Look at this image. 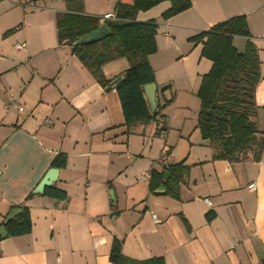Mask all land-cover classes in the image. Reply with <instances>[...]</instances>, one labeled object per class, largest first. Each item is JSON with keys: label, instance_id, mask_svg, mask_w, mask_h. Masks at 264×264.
<instances>
[{"label": "crops", "instance_id": "0c3cea01", "mask_svg": "<svg viewBox=\"0 0 264 264\" xmlns=\"http://www.w3.org/2000/svg\"><path fill=\"white\" fill-rule=\"evenodd\" d=\"M191 1L187 11L194 26L186 36L234 16L247 17L261 62L255 120L264 131V0ZM35 4L0 0V227L15 205L27 207L32 221L30 233L0 237V264H115L110 260L114 238L122 241L125 256L137 260L264 264V147L234 161L215 159L217 147L197 129L199 100L191 105L189 92L184 93H197V87L161 82L152 65L162 48L176 50L182 43L186 24L172 19L163 38L157 30L158 51L149 57L165 130L161 121H150L134 124L127 133L115 86L103 87L70 46L58 42L56 16L66 10L65 3ZM95 12L86 14H115ZM142 17L137 19L147 20ZM21 42L24 49L15 47ZM246 42L234 37L239 51ZM194 45L197 65H186L184 73L202 77L211 65L202 60V46ZM128 67L120 58L104 65L103 73L114 78ZM11 95L23 111L6 110ZM61 153L67 162L51 186L67 197H50L47 187L34 194ZM166 153L187 169L179 198L165 193L167 181L161 185L165 190L150 191V171L163 169Z\"/></svg>", "mask_w": 264, "mask_h": 264}, {"label": "trees", "instance_id": "16d2710c", "mask_svg": "<svg viewBox=\"0 0 264 264\" xmlns=\"http://www.w3.org/2000/svg\"><path fill=\"white\" fill-rule=\"evenodd\" d=\"M169 1L171 6L163 13L170 17L189 9L191 0H132L120 1L115 7L114 18L100 21L99 16L81 12V8L69 6L57 13L56 27L60 45H68L71 51L97 78L103 87L115 86L122 104L127 133L139 122H159L161 105L151 110L144 94V86L156 81L154 69L149 57L157 51L156 35L158 25L150 20L137 19L141 11ZM107 24L110 35L102 40L75 44V41ZM247 38L245 49L239 51L234 45V37ZM201 45V56L209 59L211 69L201 79L198 96L200 108L197 129L203 140L217 147L215 159L234 161L247 157L250 150L258 153L264 147V131H260L255 120L259 106L256 102V88L261 79L259 50L251 41V33L245 15L234 16L214 24L208 30L200 31L189 38ZM126 58L129 67L114 78H107L103 67L107 63ZM123 78V79H122ZM264 107V105H263ZM165 130L166 121H161ZM262 136L259 137V134ZM67 162L64 153L58 154L52 167L63 168ZM186 167L183 162L171 163L162 170L150 171V191L164 184L165 173L170 177L165 183L166 194L179 198L178 185L182 181ZM45 194L65 199L67 193L61 188L47 187ZM22 211L5 224L10 236L30 233L32 221L30 211L24 206H12L11 210ZM110 260L115 264H165L163 257L137 260L125 256L122 241L114 238Z\"/></svg>", "mask_w": 264, "mask_h": 264}, {"label": "rangeland", "instance_id": "374dc122", "mask_svg": "<svg viewBox=\"0 0 264 264\" xmlns=\"http://www.w3.org/2000/svg\"><path fill=\"white\" fill-rule=\"evenodd\" d=\"M30 1H31V3H36L35 5H40V4L45 5V3H62L63 2V3H65L64 4L65 9L69 5V6L81 8V12L84 11V13L89 12V11H96L95 13L103 15V12L99 13L97 11H102L104 9H108V10H112V13H113V12H115V7H116L117 3H119L120 1L131 2L132 0H30ZM191 3H192V1H191ZM170 6H171V3L169 1H164V2L154 6L152 9H150L148 11H141L139 13L140 18L143 16L142 18L145 17L144 19H147V20H143L142 22L152 20L158 25V30H159L158 37L159 38H163V35H162L163 28L165 27V25H167L166 23H168V22L172 23V19H175L177 21L182 22L183 25L186 24V26H185L186 31H183V33L180 32V35H182L185 38L183 41H181L182 43L177 47L176 50H174L172 48L170 50H167V48L164 47L160 50L159 53H157V51H158V45H157V51L155 52L157 54L154 57H152V65L159 73V77H160L159 81H161V82L165 81V83H172V85L178 84L181 82V84L185 83L187 85H190L191 88L196 86L198 91H199V87H200V83H201V79H202L201 75H199V74L196 75L192 72L191 73L186 72L187 74L184 73L187 66L197 65V61H198V57L196 55V54H198V51L196 50L195 53H193V51L191 49V48L195 47L194 43L189 40V38L191 36H188V35L186 36V33L188 32L187 30L188 29L190 30V28L194 26V22H192L188 18L189 14H193V13H189V11H187L188 10L187 9V10L182 11L180 13L174 14L170 17L163 16V13ZM191 7H192V5H191ZM183 12H185V13L182 14ZM190 12H192V10ZM144 13H146V14H144ZM181 40H182V38H181ZM160 46L163 47L161 44H160ZM196 47L199 48L200 45H197ZM189 51H191L192 55L190 57H188L185 61H180V62L176 61V60L180 59V57L182 55H187V53H189ZM155 53H153L152 55H154ZM161 56H163V58L168 57V59H160ZM202 58H203L202 59L203 62H207V65H212V63L209 59H207L205 57H202ZM203 64L204 63H202L200 65V67L202 69H204ZM184 67H185V69H184ZM199 81H200V83H199ZM179 87H182V86L180 85ZM198 91L196 93L193 90H184V93L189 92L188 97H190L189 103H191V105L197 101V98L199 100V104H198L199 107H198V110L196 112L197 118H198V113H199V108H200V98L198 96ZM194 94H195V96H194ZM161 111H160V117L163 115L161 113ZM159 120L161 121V118ZM176 150H177L176 152L178 153L179 152L178 147H176Z\"/></svg>", "mask_w": 264, "mask_h": 264}, {"label": "water", "instance_id": "95a60500", "mask_svg": "<svg viewBox=\"0 0 264 264\" xmlns=\"http://www.w3.org/2000/svg\"><path fill=\"white\" fill-rule=\"evenodd\" d=\"M110 30L107 24H102L98 29L85 34L81 37H79L75 44H87V43H93L99 40L104 39L105 37L110 35ZM123 79V78H122ZM157 86L156 83H149L144 86V92L147 98V101L149 103V106L151 110H155L157 108V96H156ZM58 168H51L48 173L45 175V177L42 179V181L39 183V185L35 188L33 191L34 194H41L44 192L45 188L48 186H51L56 180L58 176ZM169 173L167 172L164 177V182L167 181L169 177ZM166 187L163 185L158 188V191L165 190ZM111 196L113 198V191L111 190ZM22 209L17 208L13 209L10 214L6 217L4 224L0 227V237H5L8 235V231L6 229L5 224L8 223L11 219H13L16 215L21 213Z\"/></svg>", "mask_w": 264, "mask_h": 264}, {"label": "built area", "instance_id": "2783aa9c", "mask_svg": "<svg viewBox=\"0 0 264 264\" xmlns=\"http://www.w3.org/2000/svg\"><path fill=\"white\" fill-rule=\"evenodd\" d=\"M112 18H114L113 15H111V14H106V15H104L103 17L101 16L100 21H105V20H107V19H112ZM25 46H26V44H25L24 42H21V43H16V46H15V47H17V48H19V49H24ZM5 108H6L7 111H11V110H13V109H17V110H19V111H23V110H24V106H23V104L19 101L18 97L15 96V95H11V96L8 98V100H7L6 104H5ZM165 120H166V119H162V118H161V121H165ZM161 163H162V166H163V167H166V166H168L169 164L172 163L170 153H166V154L164 155V157H162V159H161ZM1 175H2V171L0 170V176H1ZM249 187H250L251 189H255V188H256V187H255V184H250ZM206 202H210L209 199H206ZM155 217H156V216L154 215V218H155Z\"/></svg>", "mask_w": 264, "mask_h": 264}]
</instances>
